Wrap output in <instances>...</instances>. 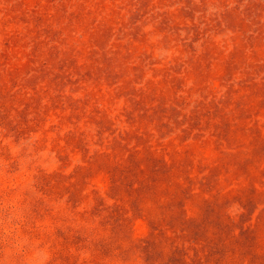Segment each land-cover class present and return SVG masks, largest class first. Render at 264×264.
<instances>
[{
  "label": "rangeland",
  "instance_id": "rangeland-1",
  "mask_svg": "<svg viewBox=\"0 0 264 264\" xmlns=\"http://www.w3.org/2000/svg\"><path fill=\"white\" fill-rule=\"evenodd\" d=\"M0 264H264V0H0Z\"/></svg>",
  "mask_w": 264,
  "mask_h": 264
}]
</instances>
